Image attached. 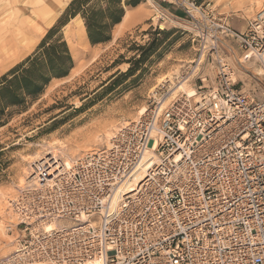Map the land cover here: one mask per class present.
Here are the masks:
<instances>
[{"label":"built area","instance_id":"1","mask_svg":"<svg viewBox=\"0 0 264 264\" xmlns=\"http://www.w3.org/2000/svg\"><path fill=\"white\" fill-rule=\"evenodd\" d=\"M185 14L190 65L209 61L213 85L197 69L194 97L153 91L108 147L50 175L32 163L9 201L22 235L0 264H264V6L240 30Z\"/></svg>","mask_w":264,"mask_h":264},{"label":"rangeland","instance_id":"2","mask_svg":"<svg viewBox=\"0 0 264 264\" xmlns=\"http://www.w3.org/2000/svg\"><path fill=\"white\" fill-rule=\"evenodd\" d=\"M71 1L0 0V78L31 55L54 26L61 28L54 38L63 37L73 62L66 78L52 79L34 100H27L25 109L7 108L0 118V262L14 253L22 235L9 201L26 183L30 163L52 153L74 161L106 147L107 140L99 137L102 130L107 128L110 135L136 120L162 77L171 75L176 84L186 72L193 78L176 88L168 101L196 90L200 84L192 72L196 64H190L197 62L198 44L191 40L193 28L186 8L195 16L206 9L226 17L232 29L240 30L264 6V0H141L124 25L111 29L109 42L91 45L81 37L76 21L80 16L70 19L67 27L60 25L68 18L65 12ZM107 5V0H87L80 9H106ZM120 5L129 10L124 0ZM160 6H171L177 13L169 15ZM225 42L235 48L231 38ZM227 59L233 62L228 54ZM212 66L204 60L197 67L207 76L206 87L213 85Z\"/></svg>","mask_w":264,"mask_h":264},{"label":"trees","instance_id":"3","mask_svg":"<svg viewBox=\"0 0 264 264\" xmlns=\"http://www.w3.org/2000/svg\"><path fill=\"white\" fill-rule=\"evenodd\" d=\"M87 0H72L60 25L66 27L77 16L83 20L85 33L91 45L111 40V29L121 23L124 8L121 0H107L106 9L82 11ZM141 0H124L125 7H135ZM61 28L49 30L35 51L0 78V118L7 108L25 109L27 100H34L52 79L66 78L73 67L68 46L62 36L54 38Z\"/></svg>","mask_w":264,"mask_h":264},{"label":"bare ground","instance_id":"4","mask_svg":"<svg viewBox=\"0 0 264 264\" xmlns=\"http://www.w3.org/2000/svg\"><path fill=\"white\" fill-rule=\"evenodd\" d=\"M196 11V10H195ZM78 17H76V19H77ZM156 19V18H155ZM154 19V20H155ZM72 20V19H71ZM75 20V18L73 19V21ZM76 21H78V24H79V26L81 27L80 28V30H81V37L82 38H85V42H87V38H86V33H85V31H84V27H83V23H82V21H81V19H77ZM126 21H128V18H126V20H125V22ZM53 21H51L50 23H47L49 26L51 25V23H52ZM67 27V26H66ZM196 62V61H195ZM191 63H192V61H191ZM242 63H244V65L246 64L248 67H250L252 70H253V72H255V74L256 73H258V75H262V70H261V68H260V66L256 63V61H254V60H248V61H242ZM197 67L198 66H195V67H193V69H192V71L193 72H195L196 70H197ZM257 75V74H256ZM194 77V76H193ZM190 79H192L193 80V78L191 77V74L189 75V76H185L180 82H178L177 84L175 83V81H174V78L171 76V75H167V76H165V77H162V78H160V79H158V81H157V86H155V87H153L151 90H150V92L152 93V91H154L157 87H162V88H165V89H167V90H169V91H171V95H173L175 92H177V91H175V89L176 88H183L184 86L183 85H185V83L188 81V80H190ZM160 89V88H159ZM177 90V89H176ZM173 91V92H172ZM186 95L188 96V97H194L195 95H196V91H194V90H189L188 92H186ZM171 97V96H170ZM173 98V97H172ZM145 111H146V108L145 107H142L139 111H138V113H137V116L138 117H140V116H142L144 113H145ZM138 117H137V119H138ZM136 119V120H137ZM133 122V121H132ZM126 125V124H125ZM123 126V125H122ZM121 127V126H120ZM109 132H108V129L107 128H105V129H103L102 130V132H101V135H99V137H101V138H103V139H106L107 140V142H106V147H108L109 146V141H110V139L112 138V136H113V134L114 133H111L110 135L108 134ZM87 153H89V152H87ZM87 153H85V154H87ZM84 154V155H85ZM84 155H82L81 157H83ZM47 156H50L51 157V159L52 160H54V162H51V159L50 160H47V158H42V159H40V160H38V161H35V162H32V163H37V162H39V164H38V169H39V171L40 172H42V173H45V174H47V175H50L51 174V172L52 171H56L57 170V168H58V166H56L55 167V163L56 162H58V161H61V164L64 166V167H69L68 165H71V163L73 162V160H71L69 157H68V155L66 156V155H63V156H65V157H63V156H61V155H58V154H50V155H47ZM81 157H79V158H81ZM44 159H46V160H44ZM32 163H30V165L32 164ZM29 165V166H30ZM51 168V169H50ZM26 175V174H25ZM30 176V174H29V172L27 173V175H26V179H28V177ZM141 178V176H139V178L138 179H140ZM25 181V180H24ZM21 182H23V179H22V181ZM21 182H20V184H21ZM27 182V181H26ZM23 185V184H22ZM10 207V206H9ZM13 217V216H12ZM56 222H51V223H48V224H45L43 227L47 230V231H49V230H53L56 226H62V227H68L69 225L68 224H66L65 222H59V223H56Z\"/></svg>","mask_w":264,"mask_h":264},{"label":"crops","instance_id":"5","mask_svg":"<svg viewBox=\"0 0 264 264\" xmlns=\"http://www.w3.org/2000/svg\"><path fill=\"white\" fill-rule=\"evenodd\" d=\"M139 5H140V3L137 6H135V7H130L128 11L124 10V14L125 15H124L121 23L118 24L117 26L120 27V26L124 25L127 22V21L125 22L126 18H128V20H129L131 18L130 13H133L135 10H137L139 8ZM159 9H161L163 12H166L169 15H172L171 12H173L175 14L177 13V10L175 8L171 7V6L167 7V8H163V7L160 6Z\"/></svg>","mask_w":264,"mask_h":264},{"label":"snow or ice","instance_id":"6","mask_svg":"<svg viewBox=\"0 0 264 264\" xmlns=\"http://www.w3.org/2000/svg\"><path fill=\"white\" fill-rule=\"evenodd\" d=\"M174 264H180L179 260L174 261Z\"/></svg>","mask_w":264,"mask_h":264}]
</instances>
